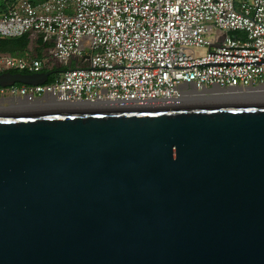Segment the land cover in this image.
<instances>
[{"label": "water", "instance_id": "1", "mask_svg": "<svg viewBox=\"0 0 264 264\" xmlns=\"http://www.w3.org/2000/svg\"><path fill=\"white\" fill-rule=\"evenodd\" d=\"M0 264H264V101L0 114Z\"/></svg>", "mask_w": 264, "mask_h": 264}, {"label": "built area", "instance_id": "2", "mask_svg": "<svg viewBox=\"0 0 264 264\" xmlns=\"http://www.w3.org/2000/svg\"><path fill=\"white\" fill-rule=\"evenodd\" d=\"M0 38L42 49L26 60L0 53V74L61 70L50 83L0 87V114L264 95V0H18L0 16Z\"/></svg>", "mask_w": 264, "mask_h": 264}, {"label": "trees", "instance_id": "3", "mask_svg": "<svg viewBox=\"0 0 264 264\" xmlns=\"http://www.w3.org/2000/svg\"><path fill=\"white\" fill-rule=\"evenodd\" d=\"M18 0H0V16L4 15L9 12V10L17 3ZM42 0H30L31 3H38ZM231 37H239L238 33H232ZM28 41L27 39L18 38V39H6V38H0V53H3L6 51L8 47L14 46L18 44L20 40ZM69 69V68H65ZM54 76H50L48 79V83H50L53 80Z\"/></svg>", "mask_w": 264, "mask_h": 264}, {"label": "bare ground", "instance_id": "4", "mask_svg": "<svg viewBox=\"0 0 264 264\" xmlns=\"http://www.w3.org/2000/svg\"><path fill=\"white\" fill-rule=\"evenodd\" d=\"M259 95V96H258ZM213 98V100H211V99H207V98H203V97H201V96H192V102L194 103V102H203V101H214V100H231V99H236V100H242L241 102H244V101H246V102H249V101H251V100H257V101H259V100H262V99H264V95H260V94H250V93H242V94H240V95H232V94H230V95H228V94H220V93H216L214 96H212ZM250 97H254V99H251ZM241 98H243V99H241ZM258 98V99H257ZM206 99V100H205ZM192 102H189V103H192ZM219 102V101H218ZM239 102V101H238ZM200 104V103H199ZM185 106L186 105H189V104H184ZM191 105H196L195 103L194 104H191ZM190 105V106H191Z\"/></svg>", "mask_w": 264, "mask_h": 264}, {"label": "crops", "instance_id": "5", "mask_svg": "<svg viewBox=\"0 0 264 264\" xmlns=\"http://www.w3.org/2000/svg\"><path fill=\"white\" fill-rule=\"evenodd\" d=\"M7 39V38H6ZM16 39V38H14ZM24 52V54L26 55H29V56H40L41 55V52H42V49L40 48H35L34 51H32V44L31 42H27L25 40H20L18 42V44L14 45V46H11V47H8L6 49L5 52H3L4 54H9L11 55L12 53L14 54H18V53H22ZM12 56V55H11Z\"/></svg>", "mask_w": 264, "mask_h": 264}, {"label": "rangeland", "instance_id": "6", "mask_svg": "<svg viewBox=\"0 0 264 264\" xmlns=\"http://www.w3.org/2000/svg\"><path fill=\"white\" fill-rule=\"evenodd\" d=\"M28 42V41H27ZM192 50L197 54V55H199V56H204L206 53H207V49H202V48H192ZM32 51H34V49H32ZM12 55V57L13 58H21V59H24V60H26V59H32V57L31 56H26V54H24V52H22V53H18V54H11ZM251 99H254V97H250ZM241 99H243V98H241ZM258 99V98H257ZM241 102L242 100H236V99H231V100H214V101H207V102ZM251 101H257V100H251ZM251 101H249V102H251ZM259 101H264V99H262V100H259ZM206 101H203V102H194L195 104H199V103H205ZM244 102H246V101H244ZM193 102L192 103H186V104H189V105H191V104H194Z\"/></svg>", "mask_w": 264, "mask_h": 264}, {"label": "flooded vegetation", "instance_id": "7", "mask_svg": "<svg viewBox=\"0 0 264 264\" xmlns=\"http://www.w3.org/2000/svg\"><path fill=\"white\" fill-rule=\"evenodd\" d=\"M61 70H57V71H55V72H53L50 76L52 77V76H54L55 74H57L58 72H60Z\"/></svg>", "mask_w": 264, "mask_h": 264}]
</instances>
